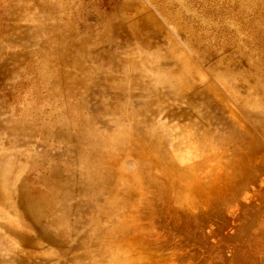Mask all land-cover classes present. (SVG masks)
Listing matches in <instances>:
<instances>
[{"label": "rangeland", "instance_id": "374dc122", "mask_svg": "<svg viewBox=\"0 0 264 264\" xmlns=\"http://www.w3.org/2000/svg\"><path fill=\"white\" fill-rule=\"evenodd\" d=\"M0 264H264V0H0Z\"/></svg>", "mask_w": 264, "mask_h": 264}]
</instances>
